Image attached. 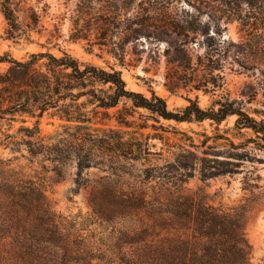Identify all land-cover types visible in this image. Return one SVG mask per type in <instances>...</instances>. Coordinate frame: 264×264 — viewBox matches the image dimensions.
<instances>
[{
  "label": "trees",
  "instance_id": "1",
  "mask_svg": "<svg viewBox=\"0 0 264 264\" xmlns=\"http://www.w3.org/2000/svg\"><path fill=\"white\" fill-rule=\"evenodd\" d=\"M133 1L78 0L76 14L70 19L68 38L83 39L88 45L106 48L123 63L127 43L142 36L149 37L147 28L157 26L150 2L144 5L143 1H137L141 9L129 15ZM243 2L249 14L238 15L240 40L233 41L219 31L211 33L209 24L182 26L178 22V33L188 35L189 31H194L202 35L203 53H196L194 57L184 41L170 43L164 49L166 60L171 64L165 81L169 90L188 86L212 94L220 90L205 107L199 104L198 95H187L188 103L174 111L154 89L146 95L129 88L120 69L81 62L65 49H61L60 54L49 48L41 49L20 58L8 50L3 51L0 54V144L23 143L31 158L48 159L56 171L66 159L73 160L76 167L73 182L77 187L73 192H77L84 184V169L94 163L119 170L122 161L129 163L142 157V144H148L151 137L143 131L148 123L145 120L136 124L132 116L135 109L143 108L148 113L140 115L155 120L160 117L178 121L209 119L220 123L229 115H235L234 128L243 139L234 141L226 137L229 142L224 153L209 152L212 156L209 159L218 164H236L252 158L264 161V67L257 64L259 59L264 64V0ZM0 11L6 20L5 36L13 40L28 38L29 32L37 29L40 22L35 11L21 21L13 0H0ZM161 24L175 26L171 21ZM231 46L235 47L233 53L240 67L249 69L245 60L252 58L255 61L252 69H258L260 74V77L255 75V81L244 84L239 96H232L224 86L222 61ZM45 114L59 120L53 132L41 131L39 119ZM26 117H35L32 125L25 123ZM111 118L116 122L114 125L107 121ZM5 120L9 124L21 121L16 131L22 133L20 137L2 131ZM151 126L156 128L153 123ZM242 129L250 130V134L246 135ZM256 150L263 156L256 155ZM188 153L192 154V150L183 145L175 162L156 165V173L146 174L147 178H157L159 183V190L151 201L157 209L158 230L153 241L142 246L140 263L250 264L243 220L238 214L202 205L185 213L188 218L187 223H183L185 236L169 239L162 233L167 224L163 215L169 210L167 203L174 198L178 203L190 198L189 194L180 192L176 196L168 195L172 191L166 185L178 179L176 175L181 169L192 166L183 159L188 158ZM212 166L216 168L213 174L230 171ZM4 174L0 175V264H59L58 249L50 247L62 248L63 236L45 193L31 179ZM106 200L125 210L146 207L150 203L145 195L133 194H123L122 198L108 195ZM90 203L98 210L105 204L97 197L90 198ZM31 216L34 223L30 225Z\"/></svg>",
  "mask_w": 264,
  "mask_h": 264
},
{
  "label": "rangeland",
  "instance_id": "2",
  "mask_svg": "<svg viewBox=\"0 0 264 264\" xmlns=\"http://www.w3.org/2000/svg\"><path fill=\"white\" fill-rule=\"evenodd\" d=\"M77 1L13 0L21 21L24 22L35 11L40 22L37 29L29 32L28 38L23 36L13 40L5 36L6 20L0 11V54L8 50L20 58L31 51L49 48L60 54L61 49H65L81 62H91L106 68L112 65L120 69L129 88L146 95H150V89H154L174 111L188 103L187 95H198L199 104L205 107L220 92L217 90L212 94L202 89H189V86L171 91L166 87V73L171 69V64L166 60L164 49L170 43L184 41L194 57L196 53L204 51L202 35L194 31H189L188 35L178 33V25L209 24L211 33L219 31L222 36L238 41L242 37L238 15L249 14V8L243 0H134L129 15L141 9L137 1H143L144 5L150 2L157 26L147 28L151 34L149 37L142 36L139 40L127 43L125 60L121 63L106 48H100L97 44L88 45L83 39L68 38L70 19L76 14ZM166 21H171L175 26L163 27L161 23ZM234 49L231 46L222 61V72L226 90L232 96H239L244 84L255 81V75L260 77V74L258 69H252L255 64L252 58L245 60L249 69L240 67L235 60ZM257 64L264 67L260 59ZM140 113L148 112L143 108L135 109L132 116L134 123L146 120L148 126L143 131L151 136L148 144H142V157L129 163L122 161L119 170L94 163L84 169V184L77 192H73V188H77L73 182L76 171L73 160L66 159L56 171L53 162L48 159L41 156L31 158L23 143L0 144V175L14 174L24 180L31 179L43 190L51 205L63 236L62 248L50 247L58 249L59 264H141V248L153 241L158 230L157 209L151 201L159 190V183L157 178H147L146 174L156 173V165L175 162V156L183 145L192 150V154L186 155L188 158H183L192 166L181 169V173L176 175L178 179L166 185L172 191L168 195L176 196L180 192L189 194L190 198L180 203L174 198L167 203L170 211L163 214L167 224L162 233L169 239L185 236L183 223L188 221L185 213L200 209L202 205L238 214L243 220V235L248 244V262L264 264V161L252 158L236 164H218L209 159L212 157L209 152L224 153L229 142L226 137L234 141L243 139L244 136L234 128L236 116L229 115L220 123H215L209 119L178 121L160 117L155 120L145 118ZM26 118L25 123L32 125L35 117ZM107 121L112 125L116 123L113 118ZM58 122V119L45 114L39 119V126L42 133L53 132L58 128ZM152 123L156 128L151 126ZM20 124L19 120L12 124L5 120L2 121L1 129L20 137L22 133H16ZM242 131L246 135L250 134V130ZM220 135L223 137L217 138ZM255 152L263 156L262 152ZM97 153H101L99 149ZM202 156L208 158H199ZM99 158L96 157L97 160ZM212 165L230 171L213 174L216 168ZM123 194L145 195L150 203L146 207L125 210L106 200L108 195L122 198ZM92 197L105 202L103 208H94L90 203ZM28 219L30 225L34 223L32 216Z\"/></svg>",
  "mask_w": 264,
  "mask_h": 264
}]
</instances>
